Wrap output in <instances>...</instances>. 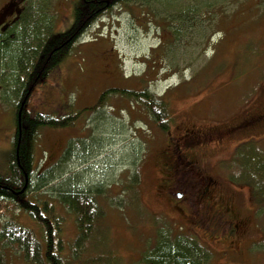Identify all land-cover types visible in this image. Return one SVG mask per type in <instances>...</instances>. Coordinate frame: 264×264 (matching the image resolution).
Returning <instances> with one entry per match:
<instances>
[{
    "label": "rangeland",
    "instance_id": "1",
    "mask_svg": "<svg viewBox=\"0 0 264 264\" xmlns=\"http://www.w3.org/2000/svg\"><path fill=\"white\" fill-rule=\"evenodd\" d=\"M76 2L27 0L32 18L27 29L31 31L35 25L37 31L51 36L69 30ZM110 2L107 0L106 7ZM168 2L171 9L181 10L182 3L192 7L181 12L176 25L169 23L175 11L163 9L162 4L157 12L163 18L141 8L140 1L108 7L56 67L32 86L26 104L31 116L73 114L69 124L42 126L34 136L33 165L39 174L48 175L46 186L39 187V198L61 218L59 233L66 244L65 254L79 232L73 214L55 197L53 188L64 185L75 190L85 185L99 187L94 196L102 213L92 237L98 245L90 244V235L83 244L89 255L107 250L112 264H151L142 255L144 259L159 233L165 231L194 235L210 257L205 264H264V210L256 211L261 194L242 178L240 155L238 158L234 151L236 142L247 140L241 146H252L264 157L263 124L246 128L234 140L207 151L206 170L218 180V193L233 207L234 229L229 233L224 230L214 235L184 222L171 199L157 190L164 173L155 164L168 135L160 124L173 134L182 124L187 128L232 125L264 107V0ZM190 22L193 25L188 27ZM6 74L0 69L1 174L9 170L7 158L16 131L12 107L17 92L24 88L18 91L14 87L16 92L10 96L11 86L2 83ZM17 76L18 81L24 78L20 73ZM118 85L134 92H153L163 102L167 116L154 120L145 106L137 101L130 104L122 89L108 92L106 101L94 110L102 91ZM15 200L0 198V229L5 221L14 220L31 228L41 240L40 226L15 208ZM99 235L105 239L102 244ZM0 248L5 264H28L16 244L0 241Z\"/></svg>",
    "mask_w": 264,
    "mask_h": 264
},
{
    "label": "trees",
    "instance_id": "2",
    "mask_svg": "<svg viewBox=\"0 0 264 264\" xmlns=\"http://www.w3.org/2000/svg\"><path fill=\"white\" fill-rule=\"evenodd\" d=\"M122 1L123 3L140 1V3H143L141 4L142 7L140 6L141 8H148L149 12L161 18L163 17L159 16L157 11L162 9L159 7L161 6L160 4L162 6L165 5L163 9L168 8L170 11H175L172 14L173 20L169 21L171 25H176L177 18H182V11L188 12L191 9L190 7H192V4L185 6L182 3L181 10L171 9L168 0H157L158 4L155 5H152L153 0H111L107 7V0H77L73 7L74 21L72 27L54 36L37 31L35 25H32L31 31H29L27 28L31 24L32 18L28 11L24 20L17 25L16 38H6L1 44V59L4 62L0 63V69L5 70L7 73L2 79V83L11 86L9 95L11 96L12 93L16 92L13 90L14 87L20 91L22 86L24 88L33 86L39 81V78H45L56 67L61 57L70 52L71 45L67 42V38L72 34H75V37L85 31L91 22L104 13L108 7L118 5ZM200 5L203 4L201 3ZM201 8L202 6L198 8L196 16L200 13ZM184 21H186L185 18ZM191 23L188 24V27L193 25ZM168 32L171 33V30ZM17 41H19V44H17ZM19 73L24 75L21 81H18L17 74ZM114 92L116 91L114 90ZM125 92L128 94L130 104L133 101L139 102V104L148 109L154 120H160L165 114L163 102L156 99L153 92L146 89L140 92H134L133 90H125ZM20 93L21 91L17 92V108L20 105ZM105 96L104 94L101 95L97 105L94 107L95 110L103 104V100L106 99ZM17 108L15 110V123L18 125V118H20V130L18 129L15 133L14 147L7 158L9 170L6 173H0V198L11 199L12 201L16 199L15 208L28 213L31 219L40 226L42 239L38 240L31 228L28 229L14 220H7L2 223L4 225L0 229V241L3 244H16L23 252L25 262L28 264H103L102 259L105 264H112L109 261L110 253L107 250L98 252L92 249L95 254L89 255L88 250L83 245L89 235L90 244L94 245V247L98 245L94 244L95 240L92 237L95 232V222L102 214L97 206L98 199L94 196V192L99 193V187H87L84 185L72 190L64 185L60 186L55 183L57 186L53 188L54 195L57 192L55 197L60 198L67 205L66 208L73 214L77 232H79L76 243L70 252H66V254L63 250L65 243L59 233L61 218L59 219L55 215L53 208H47L46 202L42 201L38 195L39 187L46 186L48 175L39 174L33 165L35 156L34 136L42 126L50 125L53 127L69 124L72 115L58 118L49 114H35L31 117L25 110H23V113L18 114ZM261 111L263 110L261 109ZM246 115L243 116L242 130L264 124V121L259 120L257 117L251 118L248 113ZM235 152L238 158L240 155L239 167L242 178H245L244 181L248 180L250 184H253L256 191L261 194L259 208L257 206L256 211L264 210V157H261L252 146L248 147V145L237 146ZM33 174H36V179ZM26 181L25 189L19 192ZM31 186L35 188L31 189ZM219 194L222 195L220 192ZM18 197L22 200L17 199ZM231 210L234 213L233 209ZM229 216L231 217V214ZM233 220L235 221L232 216ZM98 240L102 244L105 239H101L99 235ZM197 242L200 241L192 234L177 236L163 231L159 233L157 241L150 251L147 252L146 259H143L144 254L142 255V260L146 261L148 258L151 264H205V260L210 257ZM0 250V264H5L3 250L1 248Z\"/></svg>",
    "mask_w": 264,
    "mask_h": 264
},
{
    "label": "flooded vegetation",
    "instance_id": "3",
    "mask_svg": "<svg viewBox=\"0 0 264 264\" xmlns=\"http://www.w3.org/2000/svg\"><path fill=\"white\" fill-rule=\"evenodd\" d=\"M28 11L27 0H4L0 4V42L6 38H16L17 25L24 20ZM74 35H70L67 42L73 43ZM121 75L123 76V73ZM29 93L28 88L21 90L17 113L21 101L24 97L27 99ZM24 107L25 103L21 113ZM248 114L251 118L258 116L259 120L264 121V107L260 108L256 115L252 112ZM243 118L234 121L232 125H191V128L184 127L185 124L177 125L175 134L166 130V143L162 145L155 161L156 166L159 165L164 173L157 190L162 191V196L171 199V205L191 227L211 230L214 235L221 234L224 230L229 233L234 229L231 212L233 207L218 193V180L206 170L207 151L209 148L221 147L225 141L234 140L240 133L236 131L242 130ZM170 134L172 137H169ZM241 142H236L235 147Z\"/></svg>",
    "mask_w": 264,
    "mask_h": 264
},
{
    "label": "water",
    "instance_id": "4",
    "mask_svg": "<svg viewBox=\"0 0 264 264\" xmlns=\"http://www.w3.org/2000/svg\"><path fill=\"white\" fill-rule=\"evenodd\" d=\"M12 4H10V6H11ZM21 112H19V114H20ZM18 125H20V118H18ZM20 127V126H19ZM25 187H26V184L24 185V187H22V189L19 191V192H21V191H23L24 189H25Z\"/></svg>",
    "mask_w": 264,
    "mask_h": 264
},
{
    "label": "bare ground",
    "instance_id": "5",
    "mask_svg": "<svg viewBox=\"0 0 264 264\" xmlns=\"http://www.w3.org/2000/svg\"><path fill=\"white\" fill-rule=\"evenodd\" d=\"M20 126V125H19ZM19 130H20V128H19Z\"/></svg>",
    "mask_w": 264,
    "mask_h": 264
}]
</instances>
